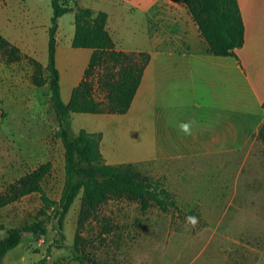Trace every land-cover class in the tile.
Listing matches in <instances>:
<instances>
[{"label": "crops", "instance_id": "0c3cea01", "mask_svg": "<svg viewBox=\"0 0 264 264\" xmlns=\"http://www.w3.org/2000/svg\"><path fill=\"white\" fill-rule=\"evenodd\" d=\"M52 1L0 0V35L18 48L25 39L29 54L39 53L40 44L44 54ZM68 1L74 9L106 13L117 50L150 56L126 114L83 115L89 131L102 134L106 164L147 169L184 213L202 220L193 230L171 234L156 264H264V176L231 177L227 167L217 176L199 175L214 153L264 146V0H238L245 44L236 57L210 52L183 0ZM74 21L73 12L60 18L56 36L65 103L94 53L72 46ZM192 120V136L178 131L180 122Z\"/></svg>", "mask_w": 264, "mask_h": 264}, {"label": "rangeland", "instance_id": "374dc122", "mask_svg": "<svg viewBox=\"0 0 264 264\" xmlns=\"http://www.w3.org/2000/svg\"><path fill=\"white\" fill-rule=\"evenodd\" d=\"M51 8L49 5L50 14ZM39 10L45 15L46 7ZM21 42L19 61L8 62L9 57L0 51V193L23 175L50 162L52 170L43 187L51 200L59 201L66 177L65 151L55 135L58 124L50 112L49 85L38 86L34 82L33 61L43 66L39 74L43 79L49 75L45 70L48 49L42 54L38 44L39 53L29 54L27 41ZM105 76L104 67L92 76L94 97L98 101L106 99L102 82ZM87 117L72 115L74 134L81 130L101 134L89 131L93 128ZM210 163L208 169L200 167L199 175L217 176L227 167L231 177L264 176V146L249 152L214 153ZM136 170L142 176L153 177L147 169ZM151 180L160 185L154 178ZM83 197V193L78 196L62 229L57 219L51 218L44 236L26 234L22 243L7 254L3 264H156L160 247L171 234L193 230L199 224L192 227L178 212L162 210L155 204L143 210L139 201L128 198L110 199L97 210H90L84 206ZM42 208L41 195L32 194L0 209V239L9 229L34 221Z\"/></svg>", "mask_w": 264, "mask_h": 264}, {"label": "trees", "instance_id": "16d2710c", "mask_svg": "<svg viewBox=\"0 0 264 264\" xmlns=\"http://www.w3.org/2000/svg\"><path fill=\"white\" fill-rule=\"evenodd\" d=\"M210 52L219 57H236V51L245 44V25L238 0H183ZM53 16L49 29L48 77L39 74L43 66L35 62L34 82L38 86L49 85L51 92L50 112L55 116L58 128L56 138L62 141L65 151V183L59 201H53L45 193L43 184L51 173L52 163L40 165L9 184L0 193V209L21 201L32 194H40L43 208L31 223L13 227L0 239V264L7 254L18 247L26 234L38 237L47 233L51 218L57 219L62 229L65 218L78 196L83 193V204L97 210L110 199L128 198L139 201L143 210L152 204L162 210L172 209L182 217L195 216L196 212L184 213L167 189L142 176L131 164L108 165L101 153V134H90L81 130L78 135L72 128L73 114H126L140 87L142 76L150 61L146 53H126L116 49L107 28L108 15L89 8L70 7L68 0L52 1ZM75 14V35L72 46L76 49L94 51L84 79L65 103L62 99L60 73L57 68V32L59 19L69 13ZM0 51L9 57L8 62L19 61L21 50L0 35ZM104 67L106 76L103 85L106 99L94 97L92 76ZM264 143V125L259 134ZM52 211V216L49 212ZM40 264H43L41 262Z\"/></svg>", "mask_w": 264, "mask_h": 264}, {"label": "clouds", "instance_id": "9594fccd", "mask_svg": "<svg viewBox=\"0 0 264 264\" xmlns=\"http://www.w3.org/2000/svg\"><path fill=\"white\" fill-rule=\"evenodd\" d=\"M196 121H186V122H180L178 125V131L183 133L185 136H192L193 135V129L196 127ZM185 222L192 227H195L198 223V219L195 216H187L185 218Z\"/></svg>", "mask_w": 264, "mask_h": 264}]
</instances>
